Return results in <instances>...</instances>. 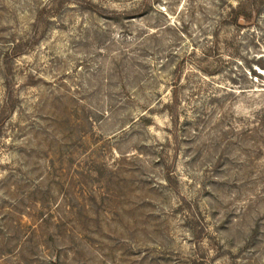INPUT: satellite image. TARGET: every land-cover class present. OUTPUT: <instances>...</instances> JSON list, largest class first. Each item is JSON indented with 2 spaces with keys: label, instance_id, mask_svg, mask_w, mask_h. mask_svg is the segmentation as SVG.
Wrapping results in <instances>:
<instances>
[{
  "label": "rangeland",
  "instance_id": "obj_1",
  "mask_svg": "<svg viewBox=\"0 0 264 264\" xmlns=\"http://www.w3.org/2000/svg\"><path fill=\"white\" fill-rule=\"evenodd\" d=\"M0 264H264V0H0Z\"/></svg>",
  "mask_w": 264,
  "mask_h": 264
}]
</instances>
